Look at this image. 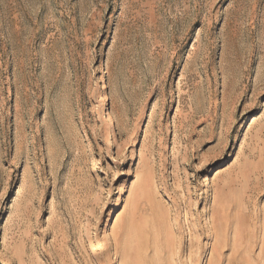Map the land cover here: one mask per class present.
Instances as JSON below:
<instances>
[{"label": "rangeland", "instance_id": "1", "mask_svg": "<svg viewBox=\"0 0 264 264\" xmlns=\"http://www.w3.org/2000/svg\"><path fill=\"white\" fill-rule=\"evenodd\" d=\"M263 209L264 0H0V264H264Z\"/></svg>", "mask_w": 264, "mask_h": 264}, {"label": "crops", "instance_id": "2", "mask_svg": "<svg viewBox=\"0 0 264 264\" xmlns=\"http://www.w3.org/2000/svg\"><path fill=\"white\" fill-rule=\"evenodd\" d=\"M263 211H264V209H263ZM263 219H264V213H263ZM263 223H264V221H263ZM263 227H264V225H263Z\"/></svg>", "mask_w": 264, "mask_h": 264}, {"label": "bare ground", "instance_id": "3", "mask_svg": "<svg viewBox=\"0 0 264 264\" xmlns=\"http://www.w3.org/2000/svg\"><path fill=\"white\" fill-rule=\"evenodd\" d=\"M163 214V213H162ZM160 216V215H159ZM160 218H162L161 216H160Z\"/></svg>", "mask_w": 264, "mask_h": 264}]
</instances>
